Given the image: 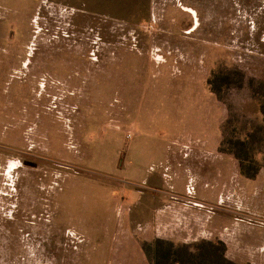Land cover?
I'll use <instances>...</instances> for the list:
<instances>
[{
    "label": "rangeland",
    "instance_id": "374dc122",
    "mask_svg": "<svg viewBox=\"0 0 264 264\" xmlns=\"http://www.w3.org/2000/svg\"><path fill=\"white\" fill-rule=\"evenodd\" d=\"M262 100L264 0H0V264H154L191 236L264 264ZM227 141L242 163L200 176ZM155 176L220 187L219 234L192 192L154 225Z\"/></svg>",
    "mask_w": 264,
    "mask_h": 264
},
{
    "label": "crops",
    "instance_id": "0c3cea01",
    "mask_svg": "<svg viewBox=\"0 0 264 264\" xmlns=\"http://www.w3.org/2000/svg\"><path fill=\"white\" fill-rule=\"evenodd\" d=\"M74 79L75 78H73V80ZM73 92H75V91L73 90ZM179 144L187 145V144H185L182 141H180ZM211 146H212L211 151H209V149L206 151V149L204 148L205 152H206L205 154H198V153L195 154L197 157L200 158L199 160H201V163H199V165H198L199 171L197 170V172H198V174L200 176L205 171H208L206 169V164H204L202 162L204 160L207 161L206 157L208 155H211L212 157H214V159L216 161L218 172H221V169L227 170V168H228V167L226 168V166H224V165H223V167H221V164H220L221 159H225L224 157H227V158L231 157L233 159L235 158V156L234 157L230 156L229 151L228 152L221 151L219 149V147L217 146V143H213V144H211ZM232 169H233V166H232ZM156 180H158V182H160L161 179L159 180V178L157 176H155L153 178V180H152V183H151L153 185H150V189H152L151 190L152 195H150L151 200L153 199L154 203H158L159 204V206L157 207V209H155L154 214H153V224L154 225L157 224V220H163V218H165L167 216V214H166L167 213V209L171 208L170 205H172L173 203L178 204L179 202H180L179 204H181V203H184L186 201V200H181V197L184 194L186 195L187 193H191V192L194 193V194L198 193V190L196 188H194V187L191 188L190 186L187 187V183L188 182L184 183L185 187L182 188V189H177V187L174 184H169L168 186H169L170 190H167L165 192L164 190H162L163 187L159 186L160 183H155ZM206 185L208 187H206V189L202 190V191L206 192V194H209V193L212 194L211 199H209V198L201 199L199 197H195L196 194L193 195L194 198L193 197L192 198L194 199V201L190 202L192 204V206L190 205L191 209H189V210H192V209L194 210L195 209L196 211H192V212H190L191 214L190 213L189 214L192 217V219L194 220V219H197V217H199V215L197 213L198 210L201 211V212H203V211H205V212L207 211L208 212L207 213L208 220H207V223H206V226H207L206 231H207V233H208L207 235H209V237L207 236L204 239L212 240V237H213L212 235H214L215 233L219 234V227L216 225V223H214L215 220H216L215 216L219 217V214H218V212H213L212 208H208L207 206H209L210 204H211L210 206H213L214 204L215 205H219L220 204V200H221L220 189L221 188L219 187V189H218V187H217V190H216V189L213 188V184L212 183L205 182L203 186H206ZM217 185H220V183L218 182ZM214 186H216V184ZM158 210L162 211L161 214H157ZM201 238L203 239V237H201ZM177 240H180V241H182L184 243H188V242H195V241L198 240V238L191 236V237H187V238H177Z\"/></svg>",
    "mask_w": 264,
    "mask_h": 264
},
{
    "label": "trees",
    "instance_id": "16d2710c",
    "mask_svg": "<svg viewBox=\"0 0 264 264\" xmlns=\"http://www.w3.org/2000/svg\"><path fill=\"white\" fill-rule=\"evenodd\" d=\"M225 81V80H224ZM260 110L262 111V116L264 120V100L261 101ZM228 144V141H227ZM247 144V143H246ZM243 144L244 149L238 148L236 146V150H234L235 157H237L241 163L242 160L245 159L242 156V153H246L245 146ZM228 147H221V151H229V144ZM240 149V150H239ZM248 165L240 164L241 172L247 178H253L255 176V170L248 171ZM247 167V168H246ZM156 244H161L165 247V253L160 255V261L154 264H237L225 258L223 253V245L218 240L213 241H196L194 243H179V244H172L170 242H164L162 240H158L155 242ZM149 260L152 263L150 256L148 255ZM248 264V263H245Z\"/></svg>",
    "mask_w": 264,
    "mask_h": 264
}]
</instances>
